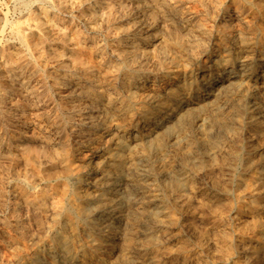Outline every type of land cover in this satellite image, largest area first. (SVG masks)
Masks as SVG:
<instances>
[{"label":"rangeland","instance_id":"1","mask_svg":"<svg viewBox=\"0 0 264 264\" xmlns=\"http://www.w3.org/2000/svg\"><path fill=\"white\" fill-rule=\"evenodd\" d=\"M88 1L61 0L62 3H58L57 0H28V3L30 4L29 5L27 4V0H0V30L2 31L0 32V56H2L0 57V217H2L0 218V235L3 236H0V264H16L17 262L19 264H34L36 262L38 264H47L48 261V264H50L56 259L58 261L56 260L52 264H62V262L64 264H97V262L98 264H110V259H112L111 264H264V25H262L264 24V6L261 5L264 3V0H204V4L203 0H190L191 2L189 0H174L176 2H173L172 0H138L140 3H137V0ZM23 2L26 3L23 4ZM178 3H180V6ZM51 4L52 7H50ZM152 4L153 6H151ZM197 5L200 8L196 7ZM211 5L212 7H210ZM217 6L219 9H221L220 11ZM192 7L194 8L193 10H198L197 13L192 10ZM24 9L26 11H24ZM147 13L150 15V17ZM141 14L145 16H142ZM252 14L255 15L253 16ZM176 15L177 17H175ZM235 15H237V17H235L233 21L234 23H238V26L233 28L229 27V30H222L220 27L221 19L226 16L233 17ZM189 16L191 17L189 18ZM5 17L7 19H5ZM161 17L164 18V21ZM3 18L7 21H4ZM181 20L184 21V23ZM151 21L154 22L152 23ZM138 23L141 24L139 25ZM2 24L4 27H2ZM115 24H118L119 26H115ZM129 24H131V26ZM133 24H137V26L134 27ZM152 24L156 26H152ZM249 25L252 26L250 27ZM52 26L54 27L52 28ZM137 28L140 29L138 30ZM157 28H163L160 29L163 31H159ZM191 28L193 30L195 29V32ZM140 30H142V32ZM190 30L191 32H189ZM179 31L180 33L182 32V34H180ZM184 31H186V33ZM197 31L200 32L198 33ZM56 32L61 33L64 39H58L56 37ZM20 33L26 34V38H23L22 34ZM64 33L66 34L64 35ZM142 34H144V36ZM200 34L202 35L200 36ZM139 36L140 38H138ZM190 36H192V38ZM207 36L209 38H207ZM238 36L239 38H237ZM15 37H17V39ZM169 38L173 41H170ZM192 40L195 41L193 42ZM131 41L133 43L136 42L135 45L137 49L135 51V60L137 64L135 65H142V67H140L141 70L135 66L125 65V63L121 62V64L119 62L117 63V67L113 66L112 58H114V55L117 52L122 51L127 53L130 50V45L128 42ZM186 42L187 46L184 44ZM69 43H72L73 46ZM111 45L112 47H110ZM215 45H217V47ZM220 45L223 46L221 47ZM26 48L29 50H26ZM124 48L126 49L124 50ZM27 52L29 54H27ZM249 52H251V54ZM190 53L193 57L190 55ZM137 54H139V56ZM148 54L150 57H148ZM186 54H188L190 57H188ZM24 55L26 57H24ZM167 55L168 57H166ZM196 55L199 56L197 57ZM130 56L134 57V54ZM182 58H185V60ZM53 59L56 60L54 61ZM76 60L80 61L82 65L89 69L91 74H93L91 75L93 78L92 82L89 83V81L84 77L83 73L81 74V71H78L71 66V64ZM88 60L91 61L89 62ZM139 60L142 61L140 62ZM110 62L112 64H110ZM44 63L47 64L44 65ZM189 66L193 69H190ZM250 70H252V72H250ZM63 71L64 73H61ZM65 73L67 75H65ZM126 73H129L130 75L137 73V76H141L143 78L148 76L144 82L145 90H140L141 96L138 99L132 97L124 86L119 85L120 78L124 75H127ZM245 75H247V77ZM195 76L198 77L196 78ZM58 80L63 82L60 83ZM110 80L111 83L109 82ZM220 84H223V86L220 87ZM23 86H25V88H23ZM88 86L91 87L89 88ZM29 90L31 92H35V94L30 92L31 95L29 97ZM114 92H116V94ZM25 93H27V95H25ZM178 93L180 94L177 98ZM62 94H64L66 97ZM77 94H79V96H77ZM209 98H211V100ZM108 99L113 100L115 103H125L129 106V112H126L127 120L125 123L122 124L116 118L112 117L114 116L113 109L108 106V103L106 102ZM5 101L7 102L5 103ZM219 101L221 102L219 103ZM105 102L106 104H104ZM87 104L94 113H96L95 111H97L98 114L101 112L103 117L102 120L96 126V128L90 129L86 133L79 132L78 129L77 131L70 130L72 127H69L73 125L71 123L69 125V119H67L69 117L68 115H70V113H72L75 108L87 107ZM192 110L194 112H192ZM21 112H24V114ZM151 118L154 121H152ZM22 121L25 124L22 123ZM41 121L42 124L40 126ZM169 122L173 123L174 125H171ZM183 122H186L188 125H184ZM166 124L170 125V127H166ZM75 126L77 127V125ZM34 128L36 129V132ZM77 133L82 136L78 135ZM166 134L170 138H168ZM40 136H42L41 139ZM66 136L68 137L66 138ZM71 136L75 137L73 138ZM134 136L138 138V141L144 143L147 146L146 151L142 154H137L132 162V160L126 158V149L123 146L117 147V141L121 137L131 139ZM56 141L58 142L56 143ZM62 144L64 146H62ZM29 146H31V149ZM177 146L179 148H177ZM112 147L117 148V150L115 148L113 151H115V153L118 152L119 159L123 160L119 162V165L115 163L116 157L113 155ZM32 148L35 150L31 151L33 150ZM80 151L86 152V158H80ZM34 152L35 154L33 155ZM59 153L62 154L60 155ZM53 155H55V157ZM37 158L40 160L38 161L39 163H37ZM156 163H158V165ZM145 164L147 165L145 166ZM158 166L161 167L162 172ZM73 167L77 169H73ZM154 167L157 168L155 169ZM66 169L69 170L67 171ZM72 170H74V172L76 171V173H73ZM43 174L45 175L44 177ZM143 175L144 177H142ZM85 178H87V180ZM143 180H146L147 183ZM133 183L137 184L134 185ZM84 188H86L85 191L83 190ZM80 192L85 193L81 195ZM142 193H145V195L147 193V195L144 196L146 199L143 198ZM112 197H115V200ZM24 198L26 199L24 200ZM101 198H105L107 201L110 200L113 203L110 201L107 202L106 205L102 202L100 203ZM132 199H135L134 203ZM55 208L58 210L56 214H54L55 210L53 211ZM80 209L81 211H79ZM88 209L89 211H87ZM119 209L121 212H119ZM10 211L12 212L9 213ZM118 213L121 215H119L120 218L117 215ZM12 214H14L13 217ZM129 216L132 218V220L129 218ZM125 217L128 218L126 219ZM19 218L20 220H18ZM128 220L130 221L128 222ZM123 221L124 224H122ZM131 221L134 222L132 223ZM8 223L10 226H8ZM10 223L15 225L13 226ZM110 226H113L112 230H115L111 231V228H109ZM127 226H129V228ZM16 229L18 232H16ZM44 229L45 231L49 229V231L47 230L45 232ZM119 231H122V234L126 235H124L125 239L131 235V240L132 238H135L133 239L135 242L129 239H126V241L122 237L124 239L123 241L121 239V236L123 235L118 234ZM74 232L76 235H79V239L81 238L80 241ZM7 233L10 234L13 241L15 239V242L19 244L18 249L12 248V243L6 236L9 235ZM58 234L65 235L67 238V245H58L55 240ZM226 235L228 236L226 237ZM18 240L21 241L19 242ZM109 240L110 243L108 244L107 241L109 242ZM46 245L48 247H46ZM26 246L28 247V250L30 249L29 251L26 249ZM127 247L129 248L127 249ZM54 252L56 254H54ZM65 254H67V257Z\"/></svg>","mask_w":264,"mask_h":264},{"label":"bare ground","instance_id":"2","mask_svg":"<svg viewBox=\"0 0 264 264\" xmlns=\"http://www.w3.org/2000/svg\"><path fill=\"white\" fill-rule=\"evenodd\" d=\"M34 1H35V0H34ZM57 1H58V3H62L61 0H57ZM83 1H84V0H83ZM87 1H88V0H87ZM134 1H135V0H134ZM137 1H138V0H137ZM139 1H142V0H139ZM139 1H138L137 3H140ZM164 1H165V0H164ZM172 1H173V2H176V1H174V0H172ZM177 1H178V0H177ZM180 1H181V0H180ZM189 1H190V0H189ZM217 1H218V0H217ZM230 1H231V0H230ZM5 2H6V1H5ZM21 2H22V1H21ZM46 2H47V1H46ZM88 2H89V1H88ZM146 2H147V1H146ZM157 2H158V1H157ZM169 2H170V1H169ZM186 2H187V1H186ZM186 2H185V3H186ZM190 2H191V1H190ZM204 2H205V1L203 0V4H204ZM234 2H235V1H234ZM24 3H26V2H23V4H24ZM41 3H42V2H41ZM127 3H128V2H127ZM129 3H130V2H129ZM132 3H133V2H132ZM143 3H144V2H143ZM152 3H153V2H152ZM160 3H161V2H160ZM180 3H181V2H180ZM180 3H178L179 6H180ZM193 3H194V2H193ZM210 3H211V1H210ZM214 3H215V2H214ZM219 3H220V1H219ZM219 3H218V4H219ZM227 3H228V2H227ZM7 4H8V3H7ZM15 4H16V3H15ZM23 4H22V5H23ZM27 4H29V3H28V0H27ZM32 4H33V3H32ZM48 4H49V3H48ZM87 4H88V3H87ZM173 4H174V3H173ZM178 4H176V5H178ZM203 4H202V5H203ZM207 4H208V2H207ZM236 4H237V2H236ZM248 4H249V3H248ZM263 4H264V3H263ZM263 4H261V5L264 6ZM17 5H18V3H17ZM25 5H26V4H25ZM29 5H30V4H29ZM39 5H40V4H39ZM56 5H57V4H56ZM72 5H73V4H72ZM130 5H131V4H130ZM141 5H144V4H141ZM162 5H163V4H162ZM167 5H168V4H167ZM171 5H172V4H171ZM200 5H201V4H200ZM214 5H215V4H214ZM221 5H223V4H221ZM240 5H241V4H240ZM261 5H260V8H261ZM23 6H24V5H23ZM40 6H41V5H40ZM61 6H62V5H61ZM65 6H66V5H65ZM70 6H71V5H70ZM120 6H121V5H120ZM151 6H153V4H152ZM187 6H188V4H187ZM192 6H193V5H192ZM223 6H224V5H223ZM244 6H245V5H244ZM17 7H18V6H17ZM21 7H22V6H21ZM31 7H32V6H31ZM45 7H46V6H45ZM50 7H52V4L50 5ZM66 7H67V6H66ZM78 7H79V6H78ZM190 7H191V6H190ZM196 7L200 8L198 5H197ZM196 7H195V8H196ZM205 7H207V6H205ZM210 7H212V5H211ZM217 7H218V6H217ZM217 7H216V8H217ZM254 7H255V6H254ZM42 8H43V7H42ZM72 8H73V7H72ZM106 8H108V7H106ZM145 8H146V7H145ZM152 8H153V7H152ZM177 8H178V7H177ZM214 8H215V6H214ZM38 9H39V8H38ZM51 9H52V8H51ZM69 9H70V8H69ZM78 9H79V8H78ZM126 9H127V8H126ZM150 9H151V8H150ZM150 9H149V10H150ZM157 9H158V8H157ZM170 9H171V8H170ZM173 9H174V8H173ZM190 9H191V8H190ZM193 9H194V8L192 7V10H193ZM212 9H213V8H212ZM212 9H211V10H212ZM218 9H219V7H218ZM232 9H233V8H232ZM236 9H237V8H236ZM236 9H235V10H236ZM246 9H247V8H246ZM17 10H18V9H17ZM46 10H47V9H46ZM116 10H117V9H116ZM116 10H115V11H116ZM122 10H123V9H122ZM141 10H142V9H141ZM143 10H145V9H143ZM146 10H147V9H146ZM151 10H152V9H151ZM177 10H178V9H177ZM177 10H176V11H177ZM182 10H183V9H182ZM182 10H181V11H182ZM187 10H188V9H187ZM203 10H204V9H203ZM208 10H209V9H208ZM208 10H207V12H208ZM220 10H221V9H219V11H220ZM233 10H234V9H233ZM1 11H2V10H1ZM19 11H20V10H19ZM24 11H26V10L24 9ZM24 11H23V12H24ZM53 11H54V10H53ZM102 11H103V10H102ZM102 11H101V12H102ZM104 11H105V10H104ZM166 11H167V10H166ZM170 11H171V10H170ZM193 11H195V10H193ZM197 11H198V10H197ZM197 11H195V12L197 13ZM200 11H201V10H200ZM204 11H205V10H204ZM204 11H203V12H204ZM215 11H216V10H215ZM223 11H224V8H223ZM226 11H228V10H226ZM249 11H250V10H249ZM261 11H263V10H261ZM3 12H5V11H3ZM38 12H39V10H38ZM97 12H98V11H97ZM126 12H127V11H126ZM147 12H148V11H147ZM171 12H172V11H171ZM190 12H192V11H190ZM205 12H206V11H205ZM255 12H256V11H255ZM1 13H2V12H1ZM32 13H33V12H32ZM75 13H76V12H75ZM106 13H107V12H106ZM118 13H119V11H118ZM180 13H181V12H180ZM180 13H179V14H180ZM187 13H188V12H187ZM212 13H213V12H212ZM212 13H210V14H212ZM236 13H237V12H236ZM9 14H10V13H9ZM58 14H59V13H58ZM60 14H61V13H60ZM81 14H82V13H81ZM147 14H148V13H147ZM181 14H182V13H181ZM185 14H186V13H185ZM185 14H184V15H185ZM188 14H189V13H188ZM227 14H228V13H227ZM234 14H235V13H234ZM3 15H4V14H3ZM83 15H84V14H83ZM85 15H87V14H85ZM141 15H142V14H141ZM148 15H149V14H148ZM152 15H153V14H152ZM154 15H155V14H154ZM162 15H164V14H162ZM190 15H192V14H190ZM205 15H206V14H205ZM212 15H213V14H212ZM252 15H253V14H252ZM254 15H255V14H254ZM254 15H253V16H254ZM4 16H5V15H4ZM8 16H9V15H8ZM11 16H12V15H11ZM102 16H103V15H102ZM111 16H112V15H111ZM139 16H140V15H139ZM139 16H138V17H139ZM142 16H145V15H142ZM178 16H179V15H178ZM196 16H197V15H196ZM206 16H207V15H206ZM238 16H239V15H238ZM74 17H75V16H74ZM106 17H107V16H106ZM108 17H109V16H108ZM123 17H125V16H123ZM140 17H141V16H140ZM149 17H150V15H149ZM149 17H148V18H149ZM154 17H155V16H154ZM168 17H169V16H168ZM171 17H172V16H171ZM175 17H177V15H176ZM179 17H180V16H179ZM184 17H185V16H184ZM184 17H183V18H184ZM190 17H191V16H189V18H190ZM204 17H205V16H204ZM208 17H209V16H208ZM221 17H222V16H221ZM235 17H237V15H235V16H233V17H232V16H226V17H224L223 19L220 18V19H221V21H220V25H221L220 27H221V29H222V30H226V29L229 30V27H232V28H233V27H235V26H238V23H234V21H233ZM247 17H249V16H247ZM247 17H246V18H247ZM255 17H256V16H255ZM8 18H10V17H8ZM18 18H19V17H18ZM77 18H79V17H77ZM98 18H99V17H98ZM161 18H162V17H161ZM161 18H160V19H161ZM210 18H211V17H210ZM250 18H251V17H250ZM3 19H4V18H3ZM3 19H2V20H3ZM5 19H7V18L5 17ZM5 19H4V21H7V20H5ZM102 19H103V18H102ZM116 19H117V18H116ZM136 19H138V18H136ZM155 19H156V18H155ZM155 19H154V20H155ZM162 19H163V21H164V18H162ZM162 19H161V20H162ZM174 19H175V18H174ZM196 19H197V18H196ZM237 19H238V18H237ZM14 20H15V19H14ZM42 20H43V19H42ZM73 20H74V19H73ZM92 20H93V19H92ZM97 20H98V19H97ZM123 20H124V19H123ZM129 20H130V19H129ZM145 20H146V19H145ZM148 20H150V19H148ZM148 20H147V22H148ZM151 20H152V18H151ZM157 20H158V18H157ZM202 20H203V19H202ZM214 20H215V19H214ZM235 20H236V19H235ZM239 20H240V19H239ZM251 20H252V19H251ZM4 21H3V22H4ZM8 21H9V20H8ZM10 21H11V20H10ZM101 21H103V20H101ZM132 21H135V20H132ZM132 21H131V23H132ZM175 21H176V20H175ZM181 21H182V20H181ZM186 21H188V20H186ZM186 21H185V22H186ZM191 21H192V20H191ZM253 21H254V20H253ZM255 21H256V20H255ZM1 22H2V21H1ZM56 22H57V21H56ZM91 22H92V21H91ZM129 22H130V21H129ZM136 22H137V21H136ZM139 22H141V21H139ZM151 22H152V21H151ZM153 22H154V21H153ZM153 22H152V23H153ZM158 22H159V21H158ZM158 22H157V23H158ZM161 22H162V21H161ZM182 22L184 23V21H182ZM200 22H201V21H200ZM205 22H206V21H205ZM257 22H259V21H257ZM260 22H261V21H260ZM8 23H9V22H8ZM10 23H11V22H10ZM13 23H14V22H13ZM23 23H24V22H23ZM88 23H89V22H88ZM163 23H165V22H163ZM176 23H178V22H176ZM179 23H180V21H179ZM251 23H252V22H251ZM28 24H29V23H28ZM80 24H81V23H80ZM107 24H108V23H107ZM107 24H105V25H107ZM113 24H114V23H113ZM121 24H123V23H121ZM138 24H139V23H138ZM140 24H141V23H140ZM140 24H139V25H140ZM144 24H145V22H144ZM167 24H168V23H167ZM173 24H174V23H173ZM192 24H193V23H192ZM209 24H210V23H209ZM209 24H208V25H209ZM245 24H246V23H245ZM261 24H262V23H261ZM51 25H52V24H51ZM53 25H54V24H53ZM101 25H102V24H101ZM105 25H104V26H105ZM108 25H109V24H108ZM108 25H107V26H108ZM126 25H127V24H126ZM129 25L131 26V24H129ZM133 25H134V24H133ZM133 25H132V27H133ZM153 25H154V24H152V26H153ZM158 25H159V24H158ZM174 25H175V24H174ZM188 25H189V24H188ZM208 25H207V26H208ZM210 25H211V24H210ZM239 25H241V24H239ZM242 25H243V24H242ZM258 25H259V24H258ZM262 25H264V24H262ZM47 26H48V25H47ZM99 26H100V24H99ZM99 26H98V27H99ZM115 26H119V25H118V24H117V25L115 24ZM127 26H128V25H127ZM127 26H126V27H127ZM135 26H137V24H135L134 27H135ZM154 26H156V25H154ZM162 26H163V25H162ZM182 26H183V25H182ZM245 26H246V25H245ZM249 26H250V25H249ZM251 26H252V25H251ZM251 26H250V27H251ZM0 27H1V26H0ZM2 27H4L3 24H2ZM53 27H54V26H52V28H53ZM86 27H87V26H86ZM88 27H89V26H88ZM123 27H125V26H123ZM123 27H122V28H123ZM132 27H131V28H132ZM138 27H139V26H138ZM163 27H164V26H163ZM175 27H176V26H175ZM175 27H174V28H175ZM177 27H178V26H177ZM198 27H199V26H198ZM200 27H201V25H200ZM241 27H242V26H241ZM247 27H248V26H247ZM6 28H7V26H6ZM23 28H24V27H23ZM47 28H48V27H47ZM57 28H58V27H57ZM63 28H64V27H63ZM82 28H84V27H82ZM105 28H106V27H105ZM142 28H143V27H142ZM142 28H141V29H142ZM165 28H166V27H165ZM165 28H164V29H165ZM167 28H168V27H167ZM192 28H193V27H192ZM192 28H191V29H192ZM195 28H197V27H195ZM236 28H237V27H236ZM256 28H257V27H256ZM3 29H5V28H3ZM34 29H35V28H34ZM124 29H126V28H124ZM132 29H133V28H132ZM137 29H138V28H137ZM139 29H140V28H139ZM139 29H138V30H139ZM145 29H146V28H145ZM152 29H153V28H152ZM157 29H158V28H157ZM157 29H156V30H157ZM160 29H163V28H160ZM160 29H158V30H159V31H163V30H160ZM212 29H213V28H212ZM258 29H259V28H258ZM261 29H262V28H261ZM9 30H10V29H9ZM12 30H14V29H12ZM16 30H17V29H16ZM92 30H93V29H92ZM174 30H175V29H174ZM177 30H178V28H177ZM192 30H193V29H192ZM194 30H195V29H194ZM194 30H193V31H194ZM196 30H197V29H196ZM198 30H199V29H198ZM206 30H207V29H206ZM208 30H209V29H208ZM218 30H219V29H218ZM234 30H235V29H234ZM237 30H238V29H237ZM237 30H236V31H237ZM263 30H264V29H263ZM18 31H19V30H18ZM18 31H17V32H18ZM33 31H34V30H33ZM54 31H55V30H54ZM128 31H129V30H128ZM136 31H137V30H136ZM136 31H135V32H136ZM140 31L142 32V30H140ZM148 31H149V29H148ZM172 31H173V29H172ZM236 31H234V32H236ZM240 31H241V30H240ZM250 31H251V30H250ZM253 31H254V30H253ZM256 31H258V30H256ZM0 32H2V31L0 30ZM10 32H11V31H10ZM86 32H88V31H86ZM86 32H84V33H86ZM92 32H93V31H92ZM122 32H123V31H122ZM124 32H125V30H124ZM124 32H123V33H124ZM144 32H145V31H144ZM150 32H151V30H150ZM184 32L186 33V31H184ZM189 32H191V30H190ZM194 32H195V31H194ZM194 32H193V33H194ZM197 32H198V31H197ZM199 32H200V31H199ZM199 32H198V33H199ZM212 32H213V30H212ZM216 32H217V30H216ZM223 32H224V31H223ZM7 33H8V32H7ZM13 33H14V32H13ZM32 33H34V32H32ZM93 33H94V32H93ZM138 33H139V32H138ZM157 33H158V32H157ZM159 33H160V32H159ZM168 33H169V32H168ZM168 33H167V34H168ZM179 33H180V31H179ZM179 33H178V34H179ZM187 33H188V32H187ZM193 33H192V34H193ZM232 33H233V32H232ZM242 33H243V32H242ZM249 33H250V32H249ZM20 34H22V33H20ZM44 34H45V33H44ZM56 34H57L56 37H57L58 39H60V40H63V39H64V37H63V35H62L61 33L56 32ZM65 34H66V33H64V35H65ZM101 34H102V32H101ZM136 34H137V33H136ZM149 34H150V33H149ZM151 34H152V32H151ZM161 34H162V32H161ZM161 34H160V35H161ZM180 34H182V32H181ZM204 34H205V33H204ZM239 34H240V33H239ZM244 34H245V32H244ZM17 35H18V34H17ZM33 35H34V34H33ZM97 35H98V34H97ZM124 35H125V34H124ZM133 35H134V34H133ZM142 35L144 36V34H142ZM164 35H165V34H164ZM183 35H184V34H183ZM201 35H202V34H200V36H201ZM217 35H218V34H217ZM224 35H225V34H224ZM246 35H247V34H246ZM250 35H252V34H250ZM255 35H256V34H255ZM257 35H258V34H257ZM95 36H96V35H95ZM104 36H105V35H104ZM145 36H147V35H145ZM148 36H149V35H148ZM154 36H156V35H154ZM162 36H163V35H162ZM172 36H173V35H172ZM184 36H185V35H184ZM214 36H215V35H214ZM228 36H229V35H228ZM240 36H241V35H240ZM243 36H244V35H243ZM10 37H11V36H10ZM10 37H9V38H10ZM12 37H13V36H12ZM19 37H20V36H19ZM22 37H23V38H26V34H22ZM56 37H55V38H56ZM108 37H110V36H108ZM151 37H152V36H151ZM167 37H168V36H167ZM181 37H182V36H181ZM190 37L192 38V36H190ZM197 37H198V35H197ZM229 37H230V36H229ZM229 37H228V38H229ZM252 37H253V36H252ZM15 38L17 39V37H15ZM69 38H70V37H69ZM138 38H140V36H139ZM144 38H146V37H144ZM161 38H162V37H161ZM163 38H164V37H163ZM165 38H166V37H165ZM207 38H209V37L207 36ZM207 38H206V39H207ZM237 38H239V36H238ZM237 38H235V39H237ZM12 39H13V38H12ZM47 39H48V38H47ZM152 39H154V38H152ZM166 39H168V38H166ZM175 39H176V38H175ZM179 39H180V38H179ZM199 39H200V38H199ZM213 39H214V38H213ZM213 39H210V40H213ZM223 39H224V38H223ZM6 40H7V39H6ZM13 40H14V39H13ZM18 40H20V39H18ZM68 40H69V39H68ZM88 40H89V39H88ZM91 40H92V39H91ZM103 40H104V38H103ZM112 40H113V39H112ZM143 40H144V39H143ZM161 40H162V39H161ZM161 40H159V41H161ZM169 40H170V38H169ZM180 40H181V39H180ZM190 40H191V39H190ZM227 40H228V39H227ZM54 41H55V40H54ZM138 41H139V40H138ZM167 41H168V40H167ZM170 41H173V40H170ZM192 41H193V40H192ZM192 41H191V42H192ZM194 41H195V40H194ZM194 41H193V42H194ZM198 41H199V40H198ZM198 41H197V43H198ZM238 41H239V40H238ZM242 41H243V40H242ZM19 42H20V41H19ZM59 42H60V41H59ZM59 42H58V43H59ZM154 42H155V41H154ZM162 42H163V41H162ZM199 42H200V41H199ZM226 42H227V41H226ZM6 43H7V41H6ZM22 43H23V42H22ZM77 43H78V42H77ZM80 43H81V42H80ZM89 43H90V42H89ZM100 43H101V42H100ZM124 43H125V42H124ZM128 43H129V45H130V50H129L128 52L126 51L127 53H124V51H122V52H117V50H116L117 53L114 55V58H112V59H113V60H112V61H113V66L117 67V63H118V62H119V63L121 62V63H125V65L135 66L136 68H139V69H140V67H142V65H141V66H140V64L135 65V64H137V63H136V60H135V55H136V54H135V51H136V49H137V47H136V45H135L136 42L133 43V42L131 41V42H128ZM208 43H209V42H208ZM215 43H216V42H215ZM249 43H250V42H249ZM20 44H21V43H20ZM29 44H30V43H29ZM69 44L72 45V43H69ZM69 44H68V45H69ZM102 44H103V43H102ZM171 44H172V43H171ZM180 44H181V43H180ZM184 44L186 45L187 42L184 43ZM188 44H189V43H188ZM198 44H199V43H198ZM201 44H202V43H201ZM204 44H205V43H204ZM228 44H229V43H228ZM250 44H251V43H250ZM17 45H18V44H17ZM36 45H37V42H36ZM48 45H49V43H48ZM77 45H78V44H77ZM79 45H80V44H79ZM84 45H85V44H84ZM84 45H83V46H84ZM91 45H92V44H91ZM100 45H101V44H100ZM107 45H108V44H107ZM141 45H142V44H141ZM236 45H237V43H236ZM72 46H73V45H72ZM72 46H71V47H72ZM148 46H149V45H148ZM151 46H153V45H151ZM154 46H155V45H154ZM157 46H160V45H157ZM174 46H175V45H174ZM186 46H187V45H186ZM186 46H185V48H186ZM189 46H190V44H189ZM191 46H192V45H191ZM202 46H203V45H202ZM215 46L217 47V45H215ZM220 46L222 47L223 45H220ZM220 46H219V47H220ZM246 46H247V45H246ZM18 47H19V46H18ZM18 47H17V48H18ZM20 47H21V46H20ZM23 47H24V46H23ZM75 47H76V46H75ZM75 47H73V48H75ZM92 47H93V46H92ZM94 47H95V46H94ZM110 47H112V45H111ZM169 47H170V46H169ZM183 47H184V46H183ZM208 47H209V46H208ZM234 47H235V46H234ZM247 47H248V46H247ZM251 47H253V46H251ZM259 47H260V46H259ZM259 47H258V48H259ZM14 48H16V47H14ZM41 48H42V47H41ZM99 48H100V46H99ZM99 48H98V49H99ZM108 48H109V47H108ZM147 48H148V47H147ZM150 48H151V47H150ZM150 48H149V49H150ZM156 48H158V47H156ZM171 48H173V47H171ZM195 48H196V47H195ZM195 48H193V49H195ZM242 48H243V47H242ZM242 48H241V49H242ZM253 48H254V47H253ZM261 48H262V47H261ZM3 49H4V48H3ZM12 49H13V48H12ZM48 49H49V47H48ZM87 49H88V48H87ZM92 49H94V48H92ZM101 49H102V48H101ZM101 49H100V50H101ZM105 49H106V48H105ZM125 49H126V48H124V50H125ZM162 49H163V48H162ZM167 49H168V48H167ZM173 49H174V48H173ZM180 49H183V48H180ZM196 49H197V48H196ZM200 49H201V48H200ZM9 50H10V49H9ZM9 50H8V51H9ZM18 50H19V49H18ZM26 50H29V49L26 48ZM26 50H25V51H26ZM37 50H38V49H37ZM37 50H36V51H37ZM50 50H51V49H50ZM53 50H54V49H53ZM73 50H74V49H73ZM83 50H84V49H83ZM83 50H82V51H83ZM102 50H103V49H102ZM165 50H166V49H165ZM186 50H187V49H186ZM191 50H192V49H191ZM219 50H220V49H219ZM225 50H226V49H225ZM229 50H230V49H229ZM232 50H233V49H232ZM254 50H255V49H254ZM12 51H13V50H12ZM16 51H17V50H16ZM25 51H24V52H25ZM33 51H34V50H33ZM57 51H58V50H57ZM62 51H63V50H62ZM112 51H113V49H112ZM157 51H158V50H157ZM174 51H175V50H174ZM194 51H195V50H194ZM194 51H193V53L195 54ZM201 51H202V50H201ZM216 51H217V50H216ZM237 51H238V50H237ZM250 51H252V50H250ZM2 52H3V51H2ZM21 52H22V51H21ZM90 52H91V51H90ZM104 52H105V51H104ZM130 52H131V54H130ZM140 52H141V50H140ZM178 52H179V51H178ZM189 52H191V51H189ZM223 52H224V50H223ZM7 53H8V52H7ZM17 53H19V52H17ZM22 53H23V52H22ZM34 53H35V52H34ZM53 53H54V52H53ZM73 53H74V52H73ZM98 53H99V52H98ZM106 53H107V52H106ZM137 53H138V52H137ZM151 53H152V52H151ZM161 53H162V52H161ZM176 53H177V52H176ZM180 53H181V52H180ZM191 53H192V52H191ZM191 53H190V55L192 56ZM220 53H222V52H220ZM238 53H239V52H238ZM238 53H237V54H238ZM244 53H245V52H244ZM249 53L251 54V52H249ZM255 53H256V52H255ZM0 54H1V53H0ZM3 54H4V53H3ZM19 54H20V53H19ZM27 54H29V53L27 52ZM37 54H38V53H37ZM48 54H49V52H48ZM50 54H51V53H50ZM59 54H60V53H59ZM62 54H63V53H62ZM68 54H69V53H68ZM75 54H76V53H75ZM79 54H80V53H79ZM103 54H104V53H103ZM111 54H112V53H111ZM133 54H134V57H133V56H130V55H133ZM155 54H156V53H155ZM164 54H165V53H164ZM239 54H240V53H239ZM14 55H15V53H14ZM41 55H42V54H41ZM45 55H47V54H45ZM80 55H81V54H80ZM84 55H85V54H84ZM137 55L139 56V54H137ZM145 55H146V54H145ZM150 55H151V54H150ZM153 55H154V54H153ZM153 55H152V56H153ZM171 55H173V54H171ZM178 55H179V54H178ZM184 55H185V54H184ZM186 55L188 56V54H186ZM200 55H201V54H200ZM228 55H229V54H228ZM245 55H246V54H245ZM257 55H258V54H257ZM17 56H18V55H17ZM66 56H67V55H66ZM71 56H72V55H71ZM146 56H147V55H146ZM182 56H183V55H182ZM196 56L198 57L199 55H196ZM221 56H222V55H221ZM232 56H233V55H232ZM243 56H244V55H243ZM251 56H253V55H251ZM0 57H2V56H0ZM13 57H14V56H13ZM19 57H20V56H19ZM19 57H17V58H19ZM24 57H26V56L24 55ZM64 57H65V55H64ZM73 57H74V56H73ZM144 57H145V56H144ZM148 57H150L149 54H148ZM153 57H154V56H153ZM166 57H168V55H167ZM178 57H179V56H178ZM180 57H181V56H180ZM183 57H184V56H183ZM188 57H190V56H188ZM192 57H193V56H192ZM192 57H191V58H192ZM206 57H207V56H206ZM215 57H216V56H215ZM215 57H214V59H215ZM246 57H247V56H246ZM263 57H264V56H263ZM17 58H16V59H17ZM54 58H55V57H54ZM59 58H60V56H59ZM59 58H58V59H59ZM66 58H67V57H66ZM85 58H86V57H85ZM101 58H102V57H101ZM136 58H138V57H136ZM139 58H140V57H139ZM145 58H147V57H145ZM164 58H165V57H164ZM2 59H3V58H2ZM13 59H14V58H13ZM75 59H76V58H75ZM102 59H103V58H102ZM150 59H151V58H150ZM158 59H159V58H158ZM165 59H166V58H165ZM182 59L185 60V58H182ZM212 59H213V58H212ZM14 60H15V59H14ZM31 60H32V59H31ZM53 60L55 61L56 59H53ZM60 60H62V59H60ZM68 60H70V59H68ZM68 60H67V62H68ZM82 60H83V59H82ZM91 60H92V59H91ZM91 60H90V61H91ZM145 60H146V59H145ZM197 60H198V59H197ZM262 60H263V59H262ZM0 61H1V60H0ZM84 61H85V60H84ZM88 61H89V60H88ZM88 61H87V62H88ZM90 61H89V62H90ZM101 61H103V60H101ZM139 61H140V60H139ZM141 61H142V60H141ZM141 61H140V62H141ZM143 61H144V59H143ZM156 61H157V60H156ZM161 61H162V60H161ZM217 61H218V60H217ZM232 61H233V60H232ZM259 61H260V60H259ZM4 62H5V60H4ZM39 62H40V61H39ZM39 62H37V63H39ZM47 62H48V61H47ZM67 62H66V63H67ZM71 62H72V61H71ZM177 62H179V61H177ZM182 62H183V61H182ZM192 62H193V61H192ZM223 62H224V61H223ZM226 62H227V61H226ZM252 62H253V60H252ZM256 62H257V61H256ZM58 63H59V62H58ZM68 63H69V62H68ZM121 63H120V64H121ZM149 63H150V62H149ZM166 63H168V62H166ZM1 64H2V63H1ZM3 64H4V63H3ZM12 64H13V63H12ZM18 64H19V63H18ZM45 64H47V63H44V65H45ZM48 64H49V63H48ZM50 64H51V63H50ZM103 64H104V63H103ZM110 64H112V63L110 62ZM141 64H142V63H141ZM151 64H152V63H151ZM151 64H150V65H151ZM155 64H156V63H155ZM158 64H159V63H158ZM158 64H157V65H158ZM162 64H163V63H162ZM35 65H36V64H35ZM52 65H53V64H52ZM57 65H58V64H57ZM57 65H56V66H57ZM194 65H195V64H194ZM223 65H224V64H223ZM23 66H24V65H23ZM54 66H55V65H54ZM67 66H68V65H67ZM71 66H72L74 69H76V70H78V71H81V74L83 73L84 77L89 81V83L93 81V78H92V76H91V75H93V74H91L90 70L87 69L86 67H84L80 61H77V60H76L75 62H73V63L71 64ZM71 66H70V67H71ZM95 66H96V65H95ZM119 66H120V65H119ZM148 66H149V65H148ZM154 66H155V65H154ZM168 66H169V65H168ZM172 66H173V65H172ZM181 66H182V65H181ZM245 66H246V65H245ZM3 67H4V66H3ZM47 67H48V65H47ZM88 67H89V66H88ZM92 67H93V66H92ZM98 67H99V66H98ZM149 67H150V66H149ZM174 67H175V66H174ZM203 67H204V66H203ZM211 67H212V66H211ZM23 68H24V67H23ZM94 68H95V67H94ZM136 68H135V69H136ZM151 68H153V67H151ZM166 68H168V67H166ZM183 68H184V67H183ZM183 68H182V69H183ZM189 68H190V66H189ZM191 68H192V67H191ZM191 68H190V69H191ZM214 68H216V67H214ZM224 68H225V67H224ZM226 68H227V67H226ZM252 68H253V67H252ZM260 68H261V67H260ZM1 69H2V68H1ZM42 69H43V68H42ZM48 69H49V68H48ZM66 69H67V68H66ZM74 69H72V70H74ZM97 69H98V68H97ZM107 69H108V68H107ZM107 69H106V70H107ZM109 69H110V68H109ZM192 69H193V68H192ZM194 69H195V66H194ZM217 69H218V68H217ZM220 69H221V68H220ZM242 69H243V68H242ZM4 70H5V69H4ZM16 70H17V69H16ZM43 70H44V69H43ZM72 70H70V71H72ZM136 70H137V69H136ZM140 70H141V69H140ZM183 70H184V69H183ZM208 70H209V69H208ZM7 71H8V70H7ZM19 71H20V70H19ZM27 71H28V70H27ZM31 71H32V70H31ZM33 71H34V70H33ZM97 71H98V70H97ZM111 71H114V70H111ZM118 71H120V70H118ZM118 71H117V72H118ZM121 71H122V70H121ZM131 71H132V70H131ZM137 71H138V70H137ZM175 71H176V70H175ZM185 71H186V70H185ZM188 71H189V70H188ZM215 71H216V70H215ZM220 71H221V70H220ZM244 71H245V70H244ZM8 72H9V71H8ZM21 72H22V71H21ZM24 72H25V71H24ZM41 72H42V71H41ZM67 72H68V71H67ZM93 72H94V70H93ZM109 72H110V71H109ZM109 72H108V73H109ZM115 72H116V71H115ZM140 72H141V71H140ZM158 72H159V71H158ZM171 72H172V71H171ZM178 72H179V70H178ZM194 72H195V71H194ZM207 72H208V71H207ZM207 72H206V73H207ZM250 72H252V70H250ZM259 72H260V71H259ZM61 73H64V71L61 72ZM68 73H69V72H68ZM94 73H95V72H94ZM108 73H107V75H108ZM176 73H177V72H176ZM187 73H188V72H187ZM51 74H52V73H51ZM79 74H80V73H79ZM111 74H112V73H111ZM126 74H127V73H126ZM135 74H136V75H135ZM135 74H134V75H130V74L128 73L127 75H124L123 77H121V78L118 77V78H120V80H119V85L124 86V87L129 91V94H130L132 97H134L135 99H138V98L141 96V92H140V90H145V88H144V86H145V85H144V82H145V79H146L148 76H147L146 78H143V77H141V76H137V73H135ZM152 74H153V73H152ZM155 74H156V73H155ZM174 74H175V72H174ZM208 74H209V73H208ZM233 74H234V73H233ZM257 74H258V73H257ZM3 75H4V74H3ZM6 75H7V74H6ZM9 75H10V74H9ZM34 75H35V74H34ZM52 75H53V74H52ZM65 75H67V74L65 73ZM70 75H71V74H70ZM72 75H73V74H72ZM105 75H106V74H105ZM142 75H143V74H142ZM170 75H171V74H170ZM170 75H169V76H170ZM186 75H187V74H186ZM194 75H195V74H194ZM247 75H248V74H247ZM247 75H245V76L247 77ZM0 76H1V75H0ZM7 76H8V75H7ZM11 76H12V75H11ZM18 76H19V74H18ZM24 76H25V75H24ZM44 76H47V75H44ZM49 76H50V75H49ZM58 76H59V75H58ZM60 76H61V75H60ZM80 76H81V75H80ZM94 76H95V75H94ZM118 76H119V75H118ZM121 76H122V75H121ZM155 76H156V75H155ZM163 76H164V75H163ZM169 76H168V77H169ZM21 77H22V76H21ZM33 77H34V76H33ZM56 77H57V76H56ZM81 77H82V76H81ZM98 77H99V75H98ZM102 77H103V76H102ZM149 77H150V76H149ZM174 77H176V76H174ZM195 77H196V76H195ZM197 77H198V76H197ZM197 77H196V78H197ZM226 77H227V76H226ZM22 78H23V77H22ZM31 78H32V77H31ZM53 78H54V76H53ZM71 78H72V77H71ZM77 78H78V77H77ZM77 78H76V79H77ZM106 78H107V77H106ZM152 78H153V77H152ZM158 78H159V77H158ZM158 78H157V79H158ZM193 78H194V77H193ZM3 79H4V78H3ZM20 79H21V78H20ZM48 79H49V77H48ZM51 79H52V78H51ZM58 79H59V78H58ZM64 79H65V78H64ZM67 79H68V77H67ZM94 79H95V78H94ZM100 79H101V77H100ZM100 79H99V80H100ZM181 79H182V78H181ZM183 79H184V78H183ZM226 79H227V78H226ZM232 79H233V78H232ZM235 79H236V77H235ZM239 79H240V78H239ZM239 79H238V80H239ZM7 80H8V79H7ZM10 80H12V79H10ZM36 80H37V79H36ZM39 80H40V79H39ZM44 80H45V78H44ZM49 80H50V79H49ZM54 80H55V79H54ZM59 80H60V79H59ZM59 80H58V81H59ZM69 80H70V79H69ZM95 80H96V79H95ZM95 80H94V81H95ZM102 80H103V79H102ZM102 80H101V81H102ZM171 80H172V79H171ZM233 80H234V79H233ZM31 81H32V80H31ZM58 81H57V82H58ZM73 81H74V80H73ZM88 81H87V82H88ZM96 81H97V80H96ZM115 81H116V80H115ZM148 81H149V80H148ZM155 81H156V80H155ZM168 81H169V80H168ZM168 81H167V82H168ZM239 81H240V80H239ZM29 82H30V81H29ZM49 82H50V81H49ZM59 82L62 83L63 81H62V82L59 81ZM76 82H77V81H76ZM107 82H108V81H107ZM109 82L111 83V80H110ZM15 83H16V82H15ZM34 83H35V82H34ZM34 83H33V84H34ZM38 83H39V82H38ZM40 83H41V82H40ZM52 83H53V82H52ZM60 83H59V84H60ZM79 83H80V82H79ZM83 83H84V82H83ZM89 83H88V84H89ZM171 83H172V82H171ZM171 83H170V84H171ZM176 83H177V82H176ZM179 83H180V82H179ZM195 83H196V81H195ZM197 83H198V81H197ZM224 83H226V82H224ZM255 83H256V82H255ZM260 83H261V82H260ZM8 84H9V83H8ZM13 84H14V83H13ZM17 84H18V83H17ZM46 84H47V83H46ZM64 84H65V82H64ZM81 84H82V83H81ZM84 84H85V83H84ZM88 84H87V85H88ZM93 84H94V83H93ZM153 84H154V83H153ZM182 84H184V83H182ZM209 84H210V83H209ZM253 84H254V83H253ZM263 84H264V83H263ZM1 85H2V84H1ZM34 85H35V84H34ZM69 85H70V83H69ZM71 85H72V84H71ZM79 85H80V84H79ZM106 85H107V84H106ZM119 85H117V86H119ZM199 85H200V84H199ZM244 85H245V82H244ZM244 85H242V86H244ZM7 86H8V85H7ZM7 86H6V87H7ZM11 86H12V85H11ZM19 86H20V85H19ZM19 86H18V87H19ZM42 86H43V85H42ZM45 86H47V85H45ZM51 86H52V85H51ZM58 86H59V85H58ZM98 86H99V85H98ZM151 86H152V84H151ZM158 86H159V84H158ZM162 86H163V85H162ZM214 86H215V85H214ZM221 86H223V84H220V87H221ZM238 86H239V85H238ZM242 86H240V87H242ZM26 87H27V86H26ZM38 87H39V85H38ZM63 87H64V85H63ZM77 87H78V85H77ZM88 87L90 88L91 86H88ZM108 87H109V85H108ZM172 87H173V86H172ZM230 87H231V86H230ZM230 87H229V88H230ZM250 87H251V86H250ZM250 87H249V88H250ZM253 87H254V86H253ZM4 88H5V87H4ZM23 88H25V86H23ZM30 88H33V87H30ZM41 88H42V87H41ZM41 88H40V89H41ZM50 88H51V87H50ZM52 88H53V87H52ZM56 88H57V87H56ZM61 88H62V87H61ZM71 88H72V87H71ZM73 88H74V87H73ZM93 88H94V87H93ZM97 88H98V87H97ZM106 88H107V87H106ZM152 88H154V87H152ZM169 88H170V87H169ZM215 88H216V87H215ZM235 88H236V87H235ZM242 88H243V87H242ZM38 89H39V88H38ZM69 89H70V88H69ZM76 89H77V88H76ZM157 89H158V88H157ZM162 89H163V88H162ZM190 89H191V88H190ZM201 89H203V88H201ZM212 89H213V88H212ZM231 89H232V88H231ZM254 89H255V88H254ZM254 89H253V90H254ZM262 89H263V88H262ZM262 89H261V91H262ZM8 90H9V89H8ZM25 90H26V89H25ZM53 90H56V89H53ZM66 90H67V89H66ZM72 90H73V89H72ZM115 90H117V89H115ZM163 90H164V89H163ZM183 90H184V89H183ZM207 90H208V89H207ZM223 90H224V89H223ZM258 90H259V89H258ZM4 91H5V90H4ZM6 91H7V90H6ZM23 91H24V90H23ZM46 91H47V90H46ZM51 91H52V90H51ZM69 91H71V90H69ZM77 91H78V90H77ZM82 91H83V90H82ZM92 91H93V89H92ZM117 91H118V90H117ZM174 91H175V90H174ZM178 91H179V90H178ZM210 91H211V90H210ZM212 91H213V90H212ZM236 91H237V90H236ZM238 91H239V90H238ZM261 91H260V92H261ZM30 92H31V91L29 90V97H30V95H31ZM32 92H33V91H32ZM32 92H31V93H32ZM42 92H43V91H42ZM44 92H45V91H44ZM63 92H64V91H63ZM63 92H61V93H63ZM87 92H88V91H87ZM93 92H94V91H93ZM149 92H150V91H149ZM149 92H148V93H149ZM158 92H159V91H158ZM206 92H207V91H206ZM3 93H4V92H3ZM8 93H9V92H8ZM8 93H7V94H8ZM33 93L35 94V92H33ZM66 93H67V92H66ZM84 93H85V92H84ZM109 93H110V92H109ZM114 93L116 94V92H114ZM120 93H121V92H120ZM148 93H147V94H148ZM184 93H185V92H184ZM255 93H257V92H255ZM11 94H12V93H11ZM44 94H46V93H44ZM75 94H76V93H75ZM86 94H87V93H86ZM107 94H108V92H107ZM156 94H157V93H156ZM174 94H175V93H174ZM176 94H177V93H176ZM179 94H180V93H178L177 98H178ZM218 94H220V93H218ZM19 95H20V93H19ZM21 95H22V94H21ZM25 95H27V93H25ZM39 95H40V94H39ZM49 95H50V94H49ZM62 95H64V94H62ZM83 95H84V94H83ZM87 95H88V94H87ZM97 95H98V94H97ZM109 95H110V94H109ZM158 95H159V94H158ZM23 96H24V95H23ZM60 96H61V95H60ZM64 96H65V95H64ZM71 96H72V95H71ZM77 96H79V94H77ZM127 96H128V95H127ZM184 96H185V94H184ZM187 96H188V94H187ZM216 96H217V95H216ZM225 96H226V95H225ZM225 96H223V97H225ZM235 96H236V95H235ZM1 97H2V96H1ZM3 97H4V96H3ZM46 97H47V96H46ZM46 97H45V98H46ZM65 97H66V96H65ZM88 97H89V96H88ZM95 97H96V96H95ZM101 97H102V96H101ZM105 97H109V96H105ZM105 97H104V98H105ZM110 97H111V96H110ZM143 97H144V96H143ZM159 97H160V95H159ZM196 97H197V96H196ZM212 97H213V95H212ZM217 97H218V96H217ZM223 97H222V98H223ZM43 98H44V97H43ZM85 98H86V97H85ZM89 98H90V97H89ZM99 98H100V97H99ZM99 98H98V99H99ZM141 98H142V97H141ZM181 98H182V97H181ZM228 98H229V97H228ZM235 98H236V97H235ZM250 98H251V97H250ZM3 99H4V98H3ZM5 99H6V98H5ZM9 99H10V98H9ZM31 99H32V98H31ZM57 99H58V98H57ZM67 99H69V98H67ZM67 99H66V100H67ZM71 99H72V98H71ZM71 99H70V101L72 102ZM77 99H79V98H77ZM96 99H97V98H96ZM113 99H115V98H113ZM119 99H120V98H119ZM132 99H133V98H132ZM192 99H193V98H192ZM209 99L211 100V98H209ZM209 99H208V101H209ZM214 99H216V98H214ZM247 99H248V98H247ZM43 100H44V99H43ZM58 100H59V99H58ZM64 100H65V99H64ZM92 100H93V99H92ZM144 100H145V99H144ZM176 100H177V99H176ZM179 100H180V99H179ZM216 100H217V99H216ZM222 100H223V99H222ZM232 100H233V99H232ZM0 101H1V100H0ZM2 101H3V100H2ZM50 101H51V100H50ZM52 101H53V100H52ZM59 101H60V100H59ZM61 101H62V100H61ZM73 101H74V100H73ZM77 101H78V100H77ZM89 101H90V99H89ZM105 101H106V100H105ZM182 101H183V100H182ZM229 101H230V100H229ZM250 101H251V100H250ZM255 101H256V100H255ZM3 102H4V101H3ZM6 102H7V101H5V103H6ZM35 102H36V101H35ZM64 102H65V101H64ZM79 102H80V101H79ZM82 102H83V101H82ZM90 102H91V101H90ZM98 102H99V100H98ZM106 102L108 103V106L111 107V108L113 109V115H114V116H112V117L116 118V119H117L119 122H121L122 124L125 123V121L127 120V119H126V114H127L126 112L129 110V106H128L127 104H125V103H123V104H122V103L119 104V102H118V103H115V102H114L113 100H111V99H108V101H106ZM106 102H105L104 104H106ZM132 102H133V101H132ZM140 102H141V101H140ZM145 102H146V101H145ZM147 102H148V101H147ZM179 102H180V101H179ZM220 102H221V101H219V103H220ZM17 103H18V102H17ZM17 103H16V104H17ZM42 103H43V102H42ZM51 103H52V102H51ZM55 103H56V101H55ZM80 103H81V102H80ZM80 103H79V104H80ZM87 103H88V102H87ZM95 103H96V102H95ZM99 103H100V102H99ZM99 103H98V104H99ZM166 103H167V102H166ZM175 103H176V102H175ZM185 103H186V102H185ZM198 103H199V102H198ZM201 103H202V102H201ZM255 103H256V102H255ZM3 104H4V103H3ZM52 104H53V103H52ZM57 104H58V102H57ZM68 104H70V103H68ZM75 104H76V103H75ZM88 104H90V103H88ZM88 104H87V107H80V108H75V107H73V108H75L74 111H73L72 113H70V115H68L69 117L67 118V119H69V121H68V122H69V125H70V123L73 125V126H70V127H69V128L72 127L70 130H72V131H75V130H76V131H77V129H78L79 132L86 133V132H88L90 129L96 128V126L100 123V121H101L102 118H103L102 115H101V112H99V114H98L97 111H95L97 114L94 113V112L92 111V109L88 106ZM98 104H97V105H98ZM137 104H138V102H137ZM143 104H144V103H143ZM0 105H1V104H0ZM17 105H18V104H17ZM17 105H16V106H17ZM39 105H40V103H39ZM48 105H50V104H48ZM72 105H73V104H72ZM84 105H85V104H84ZM184 105H186V104H184ZM195 105H196V104H195ZM195 105H194V106H195ZM212 105H213V104H212ZM242 105H243V104H242ZM13 106H14V104H13ZM18 106H19V105H18ZM33 106H34V105H33ZM37 106H38V105H37ZM40 106H41V105H40ZM42 106H43V105H42ZM58 106H59V105H58ZM68 106H69V105H68ZM78 106H80V105H78ZM78 106H77V107H78ZM93 106H94V105H93ZM105 106H106V105H105ZM188 106H190V105H188ZM194 106H193V107H194ZM203 106H204V105H203ZM210 106H211V105H210ZM250 106H251V105H250ZM0 107H1V106H0ZM11 107H12V106H11ZM26 107H27V106H26ZM52 107H53V106H52ZM69 107H70V106H69ZM135 107H136V106H135ZM183 107H184V106H183ZM17 108H18V107H17ZM24 108H25V107H24ZM30 108H31V107H30ZM61 108H62V107H61ZM61 108H59V109H61ZM63 108H64V107H63ZM94 108H95V107H94ZM96 108H97V107H96ZM104 108H105V107H104ZM107 108H108V107H107ZM166 108H167V107H166ZM171 108H172V107H171ZM198 108H199V107H198ZM255 108H256V107H255ZM2 109H3V108H2ZM27 109H28V108H27ZM57 109H58V108H57ZM143 109H144V108H143ZM154 109H155V108H154ZM184 109H185V107H184ZM184 109H183V110H184ZM186 109H187V108H186ZM252 109H253V108H252ZM16 110H17V109H16ZM48 110H49V107H48ZM55 110H56V109H55ZM55 110H54V112H55ZM61 110H62V109H61ZM94 110H95V109H94ZM163 110H164V109H163ZM205 110H206V109H205ZM241 110H242V109H241ZM8 111H10V110H8ZM13 111H14V110H13ZM18 111H19V110H18ZM100 111H101V109H100ZM131 111H132V109H131ZM134 111H135V110H134ZM143 111H144V110H143ZM164 111H165V110H164ZM195 111H197V110H195ZM6 112H7V111H6ZM14 112H15V111H14ZM24 112H25V111H24ZM24 112H23V113L21 112V113L24 114ZM63 112H66V111H63ZM128 112H129V111H128ZM192 112H194V111L192 110ZM256 112H257V111H256ZM8 113H9V112H8ZM8 113H7V114H8ZM10 113H11V112H10ZM17 113H18V112H17ZM19 113H20V112H19ZM25 113H26V112H25ZM40 113H41V112H40ZM175 113H176V112H175ZM178 113H179V112H178ZM258 113H259V112H258ZM67 114H68V113H67ZM156 114H157V113H156ZM188 114H189V112H188ZM197 114H198V113H197ZM251 114H252V113H251ZM255 114H256V113H255ZM61 115H62V113H61ZM136 115H137V114H136ZM189 115H190V114H189ZM193 115H194V114H193ZM10 116H11V115H10ZM15 116H16V115H15ZM20 116H21V115H20ZM49 116H50V115H49ZM59 116H60V115H59ZM64 116H65V115H64ZM66 116H67V115H66ZM133 116H134V115H133ZM158 116H159V115H158ZM259 116H260V114H259ZM5 117H7V116H5ZM17 117H18V116H17ZM26 117H27V116H26ZM36 117H37V115H36ZM145 117H146V116H145ZM156 117H157V116H156ZM192 117H193V116H192ZM7 118H8V117H7ZM13 118H14V117H13ZM39 118H40V117H39ZM65 118H66V117H65ZM134 118H135V117H134ZM153 118H154V117H153ZM11 119H12V118H11ZM25 119H26V118H25ZM30 119H31V118H30ZM35 119H36V118H35ZM43 119H46V118H43ZM112 119H113V118H112ZM160 119H161V118H160ZM170 119H171V117H170ZM173 119H174V118H173ZM5 120H6V119H5ZM13 120H14V119H13ZM28 120H29V119H28ZM114 120H115V119H114ZM151 120L154 121L152 118H151ZM171 120H172V119H171ZM181 120H182V119H181ZM6 121H7V120H6ZM32 121H33V120H32ZM43 121H44V120H43ZM65 121H66V120H65ZM155 121H156V120H155ZM196 121H197V120H196ZM257 121H258V120H257ZM261 121H262V120H261ZM12 122H13V121H12ZM15 122H16V121H15ZM18 122H19V120H18ZM18 122H17V123H18ZM30 122H31V120H30ZM36 122H37V121H36ZM143 122H144V120H143ZM143 122H142V123H143ZM160 122H161V121H160ZM186 122H187V121H186ZM186 122H185V123L183 122L184 125L186 124ZM22 123H24V122L22 121ZM33 123H34V121H33ZM126 123H127V122H126ZM164 123H165V122H164ZM169 123H170V122H169ZM189 123H190V122H189ZM24 124H25V123H24ZM38 124H39V123H38ZM41 124H42V121L40 122V126H41ZM44 124H46V123H44ZM59 124H60V123H59ZM149 124H150V123H149ZM153 124H154V123H153ZM170 124L172 125L173 123H170ZM196 124H197V123H196ZM196 124H195V125H196ZM249 124H250V123H249ZM27 125H28V124H27ZM34 125H35V124H34ZM75 125H77V127H76ZM103 125H104V124H103ZM166 125H167V124H166ZM166 125H165V126H166ZM173 125H174V124H173ZM178 125H179V124H178ZM186 125H188V124H186ZM247 125H248V124H247ZM251 125H252V124H251ZM20 126H21V124H20ZM60 126H61V125H60ZM60 126H59V127H60ZM122 126H123V125H122ZM122 126H121V127H122ZM168 126L170 127V125H167L166 127H168ZM179 126H180V125H179ZM117 127H119V126H117ZM124 127H125V126H124ZM128 127H129V126H128ZM128 127H127V128H128ZM141 127H142V126H141ZM163 127H164V126H163ZM169 127H168V128H169ZM171 127H172V126H171ZM180 127H181V126H180ZM194 127H195V126H194ZM25 128H26V127H25ZM35 128H36V127H35ZM35 128H34V130H35V132H36V129H35ZM45 128H46V127H45ZM69 128H68V130H69ZM113 128H114V127H113ZM125 128H126V127H125ZM168 128H167V129H168ZM185 128H188V127H185ZM189 128H190V127H189ZM46 129H47V128H46ZM53 129H54V128H53ZM115 129H116V128H115ZM121 129H122V128H121ZM131 129H132V128H131ZM131 129H130V130H131ZM137 129H138V128H137ZM137 129H136V130H137ZM152 129H153V128H152ZM253 129H254V128H253ZM253 129H252V130H253ZM259 129H260V128H259ZM15 130H16V129H15ZM25 130H26V129H25ZM34 130H33V131H34ZM37 130H38V129H37ZM40 130H41V129H40ZM51 130H52V129H51ZM56 130H57V129H56ZM96 130H97V129H96ZM125 130H126V129H125ZM125 130H124V131H125ZM138 130H139V129H138ZM138 130H137V131H138ZM172 130H173V129H172ZM254 130H255V129H254ZM29 131H30V130H29ZM61 131H62V130H61ZM63 131H64V130H63ZM72 131H70V132H72ZM97 131H98V130H97ZM103 131H104V130H103ZM152 131H153V130H152ZM156 131H157V130H156ZM165 131H167V130H165ZM259 131H260V130H259ZM261 131H262V130H261ZM17 132H18V131H17ZM35 132H34V133H35ZM112 132H113V130H112ZM116 132H117V131H116ZM139 132H140V131H139ZM154 132H155V131H154ZM175 132H176V131H175ZM26 133H27V132H26ZM43 133H44V132H43ZM49 133H50V132H49ZM91 133H92V132H91ZM121 133H122V132H121ZM145 133H146V132H145ZM253 133H254V132H253ZM257 133H258V131H257ZM51 134H52V133H51ZM53 134H54V131H53ZM77 134H78V133H77ZM77 134H76V135H77ZM170 134H171V132H170ZM175 134H176V133H175ZM258 134H259V133H258ZM47 135H48V134H47ZM73 135H74V134H73ZM78 135H80V134H78ZM109 135H110V134H109ZM161 135H162V134H161ZM166 135H167V134H166ZM166 135H165V136H166ZM168 135H169V133H168ZM168 135H167V137H168ZM260 135H261V133H260ZM13 136H14V135H13ZM13 136H12V137H13ZM32 136H34V135H32ZM58 136H59V135H58ZM69 136H70V135H69ZM80 136H82V135H80ZM141 136H142V135H141ZM151 136H152V135H151ZM158 136H159V134H158ZM41 137H42V136H40V139H41ZM43 137H44V136H43ZM51 137H52V136H51ZM53 137H54V135H53ZM53 137H52V138H53ZM67 137H68V136H66V138H67ZM71 137L74 138L75 136H71ZM84 137H85V136H84ZM86 137H87V136H86ZM98 137H99V135H98ZM161 137H162V136H161ZM173 137H174V136H173ZM0 138H1V137H0ZM38 138H39V137H38ZM45 138H46V136H45ZM81 138H82V137H81ZM101 138H102V137H101ZM107 138H108V137H107ZM140 138H141V137H140ZM142 138H143V136H142ZM147 138H148V137H147ZM168 138H170V137H168ZM3 139H4V138H3ZM20 139H21V138H20ZM22 139H23V138H22ZM76 139H77V138H76ZM145 139H146V137H145ZM0 140H1V139H0ZM18 140H19V139H18ZM18 140H17V141H18ZM43 140H44V139H43ZM43 140H42V141H43ZM63 140H64V139H63ZM63 140H62V141H63ZM154 140H155V138H154ZM17 141H16V142H17ZM60 141H61V140H60ZM72 141H73V140H72ZM86 141H87V139H86ZM169 141H170V140H169ZM20 142H22V141H20ZM57 142H58V141H56V143H57ZM104 142H105V141H104ZM23 143H24V142H23ZM59 143H60V142H59ZM65 143H66V142H65ZM154 143H155V142H154ZM166 143H167V142H166ZM172 143H173V142H172ZM75 144H76V143H75ZM75 144H73V145H75ZM155 144H156V143H155ZM96 145H97V144H96ZM112 145H113V144H112ZM173 145H174V144H173ZM62 146H64V145L62 144ZM81 146H82V145H81ZM81 146H80V147H81ZM118 146H119V147H122V146H123V147L126 149V150H125V151H126V158L132 160V162H133V160L135 159V156H136L137 154H142V153H144V152L146 151V146H147V145H145L144 143L138 141V138H137L136 136H134V137H132L131 139L121 137V138L117 141V147H118ZM3 147H4V146H3ZM6 147H7V146H6ZM29 147H30V149H31V146H29ZM29 147H28V149H29ZM75 147H76V146H75ZM97 147H98V146H97ZM168 147H169V146H168ZM174 147H175V146H174ZM174 147H173V148H174ZM85 148H86V147H85ZM93 148H96V147H93ZM115 148H116V147H112V152H113V155L116 157V159H115V163H116L117 165H119V162H121V161H123V160L119 159L118 152L115 153V151H113ZM171 148H172V147H171ZM177 148H179V147L177 146ZM181 148H182V147H181ZM12 149H14V148H12ZM23 149H24V148H23ZM28 149H27V150H28ZM32 149H33V150H31V151H34V150H35L34 148H32ZM119 149H120V148H119ZM36 150H37V149H36ZM100 150H101V149H100ZM116 150H117V148H116ZM120 150H121V149H120ZM170 150H171V149H170ZM4 151H5V150H4ZM13 151H14V150H13ZM37 151H38V150H37ZM78 151H79V150H78ZM87 151H88V150H87ZM0 152H1V151H0ZM12 153H13V152H12ZM37 153H38V152H37ZM40 153H41V152H40ZM89 153H90V152H89ZM97 153H98V152H97ZM114 153H115V154H114ZM0 154H1V153H0ZM2 154H3V152H2ZM10 154H11V153H10ZM34 154H35V152L33 153V155H34ZM54 154H55V152H54ZM59 154H60V153H59ZM61 154H62V153H61ZM61 154H60V155H61ZM79 154H80V155H79L80 158H86V152H81V151H80ZM167 154H168V153H167ZM169 154H170V153H169ZM40 155H41V154H40ZM40 155H39V156H40ZM56 155H57V154H56ZM88 155H89V154H88ZM104 155H105V153H104ZM156 155H158V154H156ZM156 155H155V156H156ZM2 156H4V155H2ZM7 156H8V155H7ZM7 156H6V157H7ZM53 156L55 157V155H53ZM97 156H98V155H97ZM99 156H100V155H99ZM159 156H160V155H159ZM32 157H33V156H32ZM44 157H45V156H44ZM48 157H49V156H48ZM51 157H52V156H51ZM54 157H53V158H54ZM104 157H105V156H104ZM139 157H140V156H139ZM143 157H144V156H143ZM38 158H39V157H38ZM38 158H37V163H39L38 161H40V160H38ZM65 158H66V157H65ZM101 158H102V157H101ZM42 159H43V158H42ZM46 159H47V158H46ZM50 159H51V158H50ZM61 159H62V158H61ZM66 159H67V158H66ZM75 159H76V158H75ZM91 159H92V158H91ZM91 159H90V160H91ZM156 159H157V158H156ZM167 159H168V158H167ZM111 160H112V159H111ZM126 160H127V159H126ZM161 160H162V159H161ZM161 160H160V161H161ZM43 161H45V160H43ZM43 161H42V162H43ZM94 161H95V160H94ZM94 161H93V162H94ZM97 161H98V160H97ZM97 161H96V162H97ZM108 161H109V160H108ZM128 161H129V160H128ZM140 161H141V160H140ZM145 161H146V160H145ZM148 161H150V160H148ZM163 161H164V160H163ZM42 162H41V163H42ZM74 162H75V161H74ZM90 162H91V161H90ZM96 162H95V163H96ZM112 162H113V161H112ZM125 162H126V161H125ZM129 162H130V161H129ZM170 162H171V161H170ZM127 163H128V162H127ZM140 163H141V162H140ZM168 163H169V162H168ZM92 164H93V163H92ZM92 164H91V165H92ZM120 164H121V163H120ZM147 164H148V163H147ZM147 164H145V166H146ZM156 164L158 165V163H156ZM169 164H170V163H169ZM169 164H168V165H169ZM72 165H73V164H72ZM72 165H71V166H72ZM110 165H111V164H110ZM125 165H126V164H125ZM129 165H130V163H129ZM137 165H138V164H137ZM163 165H165V164H163ZM71 166H69V167H71ZM79 166H80V164H79ZM105 166H106V165H105ZM122 166H123V165H122ZM130 166H131V165H130ZM154 166H156V165H154ZM160 166H161V165H160ZM160 166H158V167H160ZM165 166H166V165H165ZM169 166H170V165H169ZM74 167H76V166H74ZM74 167H73V169H77V168H74ZM106 167H107V166H106ZM108 167H111V166H108ZM124 167H125V166H124ZM142 167H144V166H142ZM49 168H50V167H49ZM49 168H48V169H49ZM67 168H68V166H67ZM89 168H90V167H89ZM96 168H97V167H96ZM125 168H126V167H125ZM154 168H155V167H154ZM156 168H157V167H156ZM156 168H155V169H156ZM69 169H72V168H69ZM69 169H68V170H69ZM122 169H123V168H122ZM140 169H141V168H140ZM146 169H148V168H146ZM150 169H151V168H150ZM158 169H159V168H158ZM163 169H164V168H163ZM179 169H180V168H179ZM184 169H185V168H184ZM66 170H67V169H66ZM66 170H65V171H66ZM68 170H67V171H68ZM94 170H95V169H94ZM94 170H93V171H94ZM138 170H139V169H138ZM143 170H144V169H143ZM63 171H64V170H63ZM67 171H66V172H67ZM72 171H73V173H76V171H75V172H74V170H72ZM101 171H102V170H101ZM113 171H114V170H113ZM129 171H130V170H129ZM157 171H158V170H157ZM157 171H156V172H157ZM160 171H161V167H160ZM184 171H185V170H184ZM108 172H110V171H108ZM133 172H134V171H133ZM133 172H132V173H133ZM158 172H159V171H158ZM161 172H162V171H161ZM181 172H182V171H181ZM186 172H187V171H186ZM253 172H254V171H253ZM115 173H116V172H115ZM165 173H166V172H165ZM69 174H72V173H69ZM104 174H105V173H104ZM117 174H118V173H117ZM142 174H143V173H142ZM152 174H154V173H152ZM30 175H31V174H30ZM135 175H136V173H135ZM144 175H145V174H144ZM144 175H143L142 177H144ZM176 175H177V174H176ZM179 175H181V174H179ZM44 176H45V175L43 174V177H44ZM96 176H97V175H96ZM98 176H99V175H98ZM118 176H119V175H118ZM122 176H123V175H122ZM136 176H137V175H136ZM34 177H35V176H34ZM84 177H85V176H84ZM86 177H87V176H86ZM90 177H91V176H90ZM127 177H128V176H127ZM127 177H125V178H127ZM146 177H147V175H146ZM32 178H33V177H32ZM102 178H103V177H102ZM125 178H124V179H125ZM134 178H135V177H134ZM137 178H139V177H137ZM152 178H153V177H152ZM26 179H28V178H26ZM38 179H39V178H38ZM85 179L87 180V178H85ZM119 179H120V178H119ZM122 179H123V178H122ZM122 179H121V180H122ZM128 179H129V178H128ZM131 179H132V177H131ZM142 179H144V178H142ZM28 180H29V179H28ZM31 180H32V179H31ZM31 180H30V181H31ZM136 180H137V179H136ZM181 180H182V179H181ZM23 181H24V180H23ZM32 181H34V180H32ZM91 181H92V180H91ZM100 181H102V180H100ZM114 181H115V180H114ZM123 181H125V180H123ZM133 181H134V180H133ZM143 181H145V182L147 183L146 180H143ZM26 182H27V181H26ZM93 182H94V181H93ZM120 182H121V181H120ZM127 183H128V182H127ZM127 183H125V184H127ZM149 183H150V182H149ZM26 184H27V183H26ZM91 184H93V183H91ZM94 184H95V183H94ZM121 184H122V183H121ZM133 184H134V183H133ZM136 184H137V183H136ZM136 184H134V185H136ZM27 185H28V184H27ZM140 185H141V184H140ZM151 185H152V183H151ZM151 185H150V186H151ZM87 186H88V185H87ZM128 186H129V184H128ZM131 186H132V185H131ZM81 187H82V186H81ZM115 187H116V186H115ZM105 188H106V186H105ZM121 188H122V186H121ZM138 188H139V187H138ZM141 188H142V187H141ZM141 188H140V189H141ZM20 189H21V188H20ZM85 189H86V188H84L83 190L85 191ZM140 189H139V190H140ZM16 190H17V188H16ZM100 190H101V189H100ZM111 190H112V189H111ZM122 190H123V189H122ZM125 190H126V188H125ZM130 190H131V189H130ZM132 190H133V189H132ZM156 190H157V189H156ZM153 191H154V190H153ZM81 192H82V191H81ZM81 192H80V193H81ZM124 192H126V191H124ZM151 192H152V191H151ZM26 193H27V192H26ZM84 193H85V192L81 193V195H83ZM136 193H137V192H136ZM136 193H135V194H136ZM140 193H141V192H140ZM10 194H11V193H10ZM14 194H16V193H14ZM17 194H19V193H17ZM42 194H43V193H42ZM124 194H125V193H124ZM142 194H143V193H142ZM19 195H20V194H19ZM28 195H29V194H28ZM40 195H41V194H40ZM146 195H147V193H146ZM146 195H145V193H144V194H143V198H145L144 196H146ZM43 196H44V195H43ZM112 196H113V195H112ZM135 196H137V195H135ZM138 196H139V195H138ZM10 197H11V196H10ZM25 197H27V196H25ZM44 197H45V196H44ZM49 197H50V196H49ZM124 197H125V196H124ZM153 197H154V196H153ZM20 198H21V197H20ZM40 198H41V197H40ZM42 198H43V197H42ZM54 198H55V197H54ZM112 198H113V197H112ZM114 198H115V197H114ZM114 198H113V199H114ZM116 198H118V197H116ZM125 198H126V197H125ZM125 198H124V199H125ZM129 198H130V197H129ZM25 199H26V198H24V200H25ZM86 199H88V198H86ZM145 199H146V198H145ZM256 199H257V198H256ZM12 200H13V199H12ZM40 200H41V199H40ZM48 200H49V198H48ZM114 200H115V199H114ZM134 200H135V199H134ZM134 200L132 199L133 203H134ZM41 201H42V200H41ZM46 201H47V200H46ZM58 201H60V200H58ZM89 201H90V200H89ZM109 201H110V200L107 201L105 198H104V199L101 198L100 203L102 202L103 204L106 205V203L109 202ZM123 201H124V200H123ZM123 201H122V202H123ZM129 201H130V200H129ZM137 201H138V200H137ZM140 201H141V200H140ZM253 201H254V200H253ZM36 202H37V201H36ZM48 202H49V201H48ZM60 202H61V201H60ZM97 202H98V201H97ZM110 202H111V201H110ZM120 202H121V201H120ZM135 202H136V201H135ZM145 202H146V200H145ZM154 202H155V201H154ZM256 202H257V201H256ZM51 203H52V201H51ZM58 203H59V202H58ZM81 203H82V202H81ZM100 203H99V204H100ZM111 203H113V202H111ZM111 203H110V204H111ZM114 203H115V202H114ZM126 203H127V202H126ZM139 203H140V202H139ZM91 204H92V203H91ZM115 204H116V203H115ZM117 204H118V202H117ZM143 204H144V203H143ZM157 204H158V203H157ZM26 205H27V204H26ZM57 205H58V204H57ZM123 205H124V203H123ZM123 205H122V206H123ZM132 205H133V204H132ZM132 205H131V206H132ZM147 205H148V204H147ZM150 205H151V204H150ZM9 206H10V205H9ZM13 206H14V205H13ZM48 206H49V205H48ZM85 206H86V205H85ZM112 206H113V205H112ZM134 206H135V205H134ZM134 206H133V207H134ZM136 206H137V205H136ZM139 206H140V204H139ZM11 207H12V206H11ZM34 207H35V205H34ZM59 207H60V205H59ZM59 207H58V208H59ZM61 207H62V206H61ZM63 207H64V206H63ZM101 207H102V206H101ZM126 207H127V206H126ZM32 208H33V207H32ZM102 208H103V207H102ZM111 208H112V207H111ZM129 208H130V207H129ZM135 208H136V207H135ZM140 208H141V207H140ZM140 208H139V209H140ZM151 208H152V207H151ZM34 209H35V208H34ZM49 209H50V207H49ZM83 209H84V208H83ZM89 209H90V208H89ZM89 209H88L87 211H89ZM103 209H104V208H103ZM106 209H107V208H106ZM123 209H124V208H123ZM125 209H126V208H125ZM38 210H39V208H38ZM51 210H52V209H51ZM51 210H50V212L52 213ZM54 210H55L54 214H56V213L58 212L57 208L53 209V211H54ZM77 210H78V208H77ZM90 210H91V209H90ZM92 210H93V209H92ZM145 210H146V209H145ZM35 211H36V209H35ZM41 211H42V210H41ZM45 211H47V210H45ZM79 211H81V209H80ZM95 211H96V210H95ZM113 211H114V210H113ZM128 211H129V209H128ZM134 211H135V210H134ZM11 212H12V211H10L9 213H11ZM37 212H39V211H37ZM96 212H97V211H96ZM102 212H103V211H102ZM119 212H121L120 209H119ZM131 212L133 213L132 210H131ZM151 212H152V211H151ZM151 212H150V213H151ZM166 212H167V211H166ZM85 213H86V211H85ZM123 213H124V212H123ZM125 213H127V212H125ZM132 213H131V214H132ZM170 213H171V212H170ZM14 214H15V211H14ZM14 214H12V217H13ZM40 214H41V213H40ZM42 214H43V213H42ZM100 214H102V213H100ZM108 214H109V213H108ZM140 214H142V213H140ZM161 214H162V212H161ZM58 215H59V214H58ZM75 215H76V214H75ZM117 215H118V217H119L120 213H118ZM132 215H134V214H132ZM136 215H137V213H136ZM138 215H139V214H138ZM168 215H169V214H168ZM8 216H9V215H8ZM103 216H104V215H103ZM120 216H121V215H120ZM123 216H124V214H123ZM170 216H171V214H170ZM43 217H44V216H43ZM65 217H66V216H65ZM253 217H254V216H253ZM0 218H2V217H0ZM62 218H64V217H62ZM116 218H117V216H116ZM119 218H120V217H119ZM121 218H123V217H121ZM125 218H126V217H125ZM127 218H128V217H127ZM127 218H126V219H127ZM129 218H130V216H129ZM52 219H53V218H52ZM98 219H99V218H98ZM103 219H104V218H103ZM107 219H108V218H107ZM107 219H106V220H107ZM126 219H125V220H126ZM130 219L132 220V218H130ZM15 220H16V219H15ZM18 220H20V218H19ZM18 220H16V221H18ZM42 220H43V219H42ZM44 220H45V219H44ZM64 220H66V219H64ZM92 220H93V219H92ZM121 220H122V219H121ZM134 220H135V219H134ZM55 221H56V220H55ZM129 221H130V220H128V222H129ZM6 222H7V221H6ZM13 222H14V221H13ZM63 222H64V221H63ZM102 222H103V221H102ZM117 222H118V221H117ZM126 222H127V220H126ZM126 222H125V223H126ZM131 222H132V221H131ZM133 222H134V221H133ZM133 222H132V223H133ZM69 223H70V222H69ZM98 223H99V222H98ZM108 223H109V222H108ZM114 223H115V222H114ZM137 223H138V222H137ZM141 223H142V222H141ZM244 223H245V221H244ZM5 224H6V223H5ZM5 224H4V225H5ZM10 224H11V223H10ZM122 224H124V221L122 222ZM2 225H3V224H2ZM11 225L14 226L15 224H11ZM71 225H72V224H71ZM71 225H69V226H71ZM93 225H95V224H93ZM105 225H106V224H105ZM113 225H114V224H113ZM118 225H119V224H118ZM127 225H128V224H127ZM129 225H130V224H129ZM136 225H137V224H136ZM139 225H140V224H139ZM8 226H10L9 223H8ZM61 226H62V225H61ZM61 226H60V227H61ZM116 226H117V225H116ZM119 226H120V225H119ZM125 226H126V225H125ZM125 226H122V227H125ZM1 227H2V226H1ZM6 227H7V226H6ZM20 227H21V226H20ZM51 227H53V226H51ZM80 227H81V226H80ZM127 227L129 228V226H127ZM130 227H131V226H130ZM16 228H18V227H16ZM21 228H22V227H21ZM43 228H44V227H43ZM57 228H58V227H57ZM64 228H65V227H64ZM83 228H84V227H83ZM87 228H88V227H87ZM93 228H94V227H93ZM109 228H111V231H114V230H115V229L112 230L113 226H110ZM116 228H117V227H116ZM137 228H138V227H137ZM0 229H1V228H0ZM3 229H4V228H3ZM10 229H11V227H10ZM78 229H79V228H78ZM95 229H96V228H95ZM133 229H135V228H133ZM141 229H142V228H141ZM141 229H140V230H141ZM144 229H145V227H144ZM47 230L49 231V229H47ZM47 230H46V231H47ZM76 230H77V229H76ZM79 230H80V229H79ZM107 230H108V228H107ZM135 230H137V229H135ZM142 230H143V229H142ZM5 231H6V230H5ZM19 231H20V230H19ZM44 231H45V229H44ZM46 231H45V232H46ZM95 231H96V230H95ZM122 231L125 232L124 230H122ZM122 231H121V232L119 231L118 234H122ZM10 232H11V231H10ZM16 232H18L17 229H16ZM50 232H51V231H50ZM50 232H49V233H50ZM92 232H93V231H92ZM106 232L109 233L108 231H106ZM131 232H132V231H131ZM3 233H4V232H3ZM3 233H2V234H3ZM19 233H21V232H19ZM49 233H48V234H49ZM58 233H59V232H58ZM62 233H63V231H62ZM74 233H75V232H74ZM74 233H73V234H74ZM77 233H78V232H77ZM79 233H80V232H79ZM113 233H114V232H113ZM133 233H135V232H133ZM140 233H141V232H140ZM145 233H146V232H145ZM7 234H9V233H7ZM71 234H72V233H71ZM80 234H81V233H80ZM20 235H22V234H20ZM66 235H67V233H66ZM75 235H76V233H75ZM81 235H82V234H81ZM95 235H96V234H95ZM95 235H94V236H95ZM103 235H104V234H103ZM107 235H108V234H107ZM111 235H112V234H111ZM122 235H123V236H121V239L124 241V239H125V238H124V235H125V234H122ZM138 235H139V234H138ZM143 235H144V234H143ZM145 235H146V234H145ZM0 236H1V235H0ZM6 236H7V238L10 239V241H11V243H12V245H11L12 248H14V249H18V245H19V244L15 242L16 240L14 239V241H13V240L11 239L10 234H9V235H6ZM6 236H5V237H6ZM22 236H23V235H22ZM67 236H68V235H67ZM76 236H78V239H79V235H76ZM98 236H99V235H98ZM98 236H97V237H98ZM105 236H106V235H105ZM125 236H126V235H125ZM130 236H131V235H129L128 238H126V239L131 240ZM136 236H137V235H136ZM136 236H135V237H136ZM227 236H228V235H226V237H227ZM1 237H3V236H1ZM74 237H75V236H74ZM106 237H107V236H106ZM111 237H112V236H111ZM118 237H119V236H118ZM122 237H123L124 239H123ZM71 238H72V237H71ZM98 238H99V237H98ZM102 238H103V237H102ZM108 238H110V237H108ZM115 238H116V237H115ZM141 238H142V237H141ZM66 239H67V238L65 237V235H63V234H58V236H56V239H55V240H56V242L58 243V245L60 244L61 246H65V245H67ZM80 239H81V238H80ZM80 239H79V241H80ZM126 239H125V240H126ZM133 239H135V238H132V240H133ZM136 239H137V238H136ZM225 239H226V238H225ZM69 240H70V238H69ZM69 240H68V241H69ZM74 240H75V239H74ZM101 240H102V239H101ZM112 240H113V239H112ZM132 240H131V241H132ZM0 241H1V240H0ZM18 241H19V240H18ZM20 241H21V240H20ZM20 241H19V242H20ZM23 241H24V240H23ZM98 241H99V239H98ZM115 241H117V240H115ZM126 241H127V240H126ZM133 241L135 242V240H133ZM8 242H9V240H8ZM25 242H26V241H25ZM75 242H76V241H75ZM112 242H113V241H112ZM121 242H122V241H121ZM129 242H130V241H129ZM228 242H229V241H228ZM22 243H23V242H22ZM68 243H69V242H68ZM70 243H71V242H70ZM90 243H91V242H90ZM107 243L109 244V243H110V240H109V242L107 241ZM130 243H131V242H130ZM140 243H141V242H140ZM140 243H139V244H140ZM226 243H227V242H226ZM8 244H9V243H8ZM71 244H72V243H71ZM139 244H137V245H139ZM224 244H225V242H224ZM4 245H5V244H4ZM4 245H3V246H4ZM20 245H21V244H20ZM58 245H57V246H58ZM76 245H77V243H76ZM131 245H132V244H131ZM135 245H136V244H135ZM135 245H134V246H135ZM51 246H52V245H51ZM77 246H78V245H77ZM106 246H107V244H106ZM118 246H119V245H118ZM127 246H128V245H127ZM153 246H154V245H153ZM226 246H227V245H226ZM6 247H7V246H6ZM24 247H25V245H24ZM26 247H27V246H26ZM46 247H48V246L46 245ZM104 247H105V246H104ZM130 247H131V246H130ZM250 247H251V246H250ZM0 248H1V246H0ZM82 248H83V247H82ZM96 248H97V246H96ZM111 248H112V246H111ZM128 248H129V247H127V249H128ZM133 248H134V247H133ZM224 248H225V247H224ZM8 249H9V248H8ZM26 249L28 250V247H27ZM45 249H46V248H45ZM112 249H113V248H112ZM231 249H232V248H231ZM254 249H255V248H254ZM0 250H1V249H0ZM29 250H30V249H29ZM29 250H28V251H29ZM57 250H58V249H57ZM57 250H56V251H57ZM107 250H108V249H107ZM137 250H138V249H137ZM139 250H140V249H139ZM51 251H52V250H51ZM82 251H83V250H82ZM97 251H98V250H97ZM118 251H119V249H118ZM130 251H131V249H130ZM144 251H145V250H144ZM232 251H233V250H232ZM43 252H44V251H43ZM59 252H60V251H59ZM103 252H104V251H103ZM106 252H107V251H106ZM110 252H111V251H110ZM254 252H255V251H254ZM24 253H25V252H24ZM24 253H23V254H24ZM35 253H36V252H35ZM65 253H66V252H65ZM73 253H74V252H73ZM77 253H78V252H77ZM94 253H95V252H94ZM108 253H109V252H108ZM114 253H117V252H114ZM17 254H18V253H17ZM25 254H26V253H25ZM31 254H32V253H31ZM38 254H39V253H38ZM50 254H51V253H50ZM50 254H49V255H50ZM54 254H56V253L54 252ZM57 254H58V253H57ZM61 254H62V253H61ZM98 254H99V252H98ZM105 254H106V253H105ZM141 254H142V253H141ZM19 255H20V254H19ZM34 255H36V254H34ZM39 255H40V254H39ZM66 255H67V254H65V256H66ZM77 255H78V254H77ZM80 255H81V254H80ZM85 255H86V254H85ZM132 255H133V254H132ZM20 256H21V255H20ZM53 256H54V255H53ZM53 256H52V257H53ZM68 256H69V255H68ZM82 256H83V255H82ZM90 256H91V255H90ZM109 256H110V255H109ZM114 256H115V254H114ZM114 256H113V257H114ZM135 256H136V255H135ZM140 256H141V255H140ZM52 257H51V259H52ZM54 257H55V256H54ZM54 257H53V258H54ZM66 257H67V256H66ZM87 257H88V256H87ZM97 257H98V256H97ZM99 257H100V256H99ZM141 257H142V256H141ZM143 257H144V256H143ZM47 258H48V257H47ZM49 258H50V257H49ZM71 259H72V258H71ZM79 259H80V258H79ZM81 259H82V258H81ZM83 259H84V258H83ZM88 259H89V258H88ZM109 259H110V258H109ZM53 260H54V259H53ZM53 260H52V261H53ZM56 260H57V259H56ZM56 260H55V261H56ZM111 260H112V259L109 260V261H110V264H111ZM143 260H144V259H143ZM20 261H21V259H20ZM52 261H51V262H52ZM55 261H54V262H55ZM57 261H58V260H57ZM69 261H70V260H69ZM76 261H77V260H76ZM84 261H85V260H84ZM92 261H93V260H92ZM95 261H96V260H95ZM46 262H47V260H46ZM54 262H52V263H54ZM81 262H82V261H81ZM17 263H18V262H17ZM17 263H16V264H17ZM36 263H37V262H36ZM36 263H34V264H36ZM43 263H44V262H43ZM48 263H49V261H48ZM48 263H47V264H48ZM52 263H50V264H52ZM68 263H69V262H68ZM71 263H72V261H71ZM95 263H96V262H95ZM99 263H100V262H99ZM123 263H124V262H123ZM18 264H19V263H18ZM25 264H26V263H25ZM31 264H32V263H31ZM37 264H38V263H37ZM62 264H64V263L62 262ZM66 264H67V263H66ZM81 264H82V263H81ZM93 264H94V263H93ZM97 264H98V262H97ZM112 264H113V263H112Z\"/></svg>","mask_w":264,"mask_h":264}]
</instances>
